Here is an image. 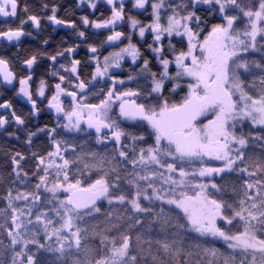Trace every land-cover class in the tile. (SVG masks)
I'll list each match as a JSON object with an SVG mask.
<instances>
[{
    "label": "snow or ice",
    "instance_id": "snow-or-ice-1",
    "mask_svg": "<svg viewBox=\"0 0 264 264\" xmlns=\"http://www.w3.org/2000/svg\"><path fill=\"white\" fill-rule=\"evenodd\" d=\"M74 7L0 0V264H264V0Z\"/></svg>",
    "mask_w": 264,
    "mask_h": 264
},
{
    "label": "flooded vegetation",
    "instance_id": "flooded-vegetation-1",
    "mask_svg": "<svg viewBox=\"0 0 264 264\" xmlns=\"http://www.w3.org/2000/svg\"><path fill=\"white\" fill-rule=\"evenodd\" d=\"M67 2V4H64V1L59 0V2L69 8H71L74 12H75V16L72 18H77L82 14H87L85 11H82L81 9H77L74 7L76 0H65ZM30 3L34 4L37 8L39 7L40 4V0H29ZM126 10L130 11V13L132 15H137V13L134 10H131L130 8V4L126 5ZM99 12H104L105 15H108L109 13L107 12L106 8H100ZM99 12H97L96 16L99 17ZM61 15H63V12L61 13ZM139 19H141L142 21L147 22V18L146 16H138ZM43 38H50L53 46L54 45H59L61 43L62 40H67L69 44H72L73 42L76 41V37L67 29H59L57 28V30L55 32L52 31L51 28H48L46 30V32L44 34H42L41 39ZM100 40L103 39V36L99 37ZM134 42H136L137 37L134 36ZM38 42L36 44H33L32 46L35 47L37 46ZM109 51H111V49H108ZM106 54V53H105ZM81 55H83V52L81 53ZM126 70L128 68V65L125 66ZM5 95V94H4ZM11 95V94H10ZM9 95V96H10ZM7 96V95H5ZM21 107H24V110L26 111L27 108L26 106L23 104V102H21ZM51 117L48 116L47 114H45V116L42 118L41 122H51ZM247 130V129H246Z\"/></svg>",
    "mask_w": 264,
    "mask_h": 264
},
{
    "label": "trees",
    "instance_id": "trees-1",
    "mask_svg": "<svg viewBox=\"0 0 264 264\" xmlns=\"http://www.w3.org/2000/svg\"><path fill=\"white\" fill-rule=\"evenodd\" d=\"M62 1H64V4H67V2L65 0H62ZM54 46H56V45H54ZM2 91L3 90L0 89V92H2ZM4 94L7 96L10 95V93H4ZM48 123H50V122H48ZM81 142H83V141H81ZM0 143L7 144L9 149L20 147V145H17L13 142H9L8 140H6L5 136L2 133H0ZM43 146H45V142L39 141L36 143V146H35V148H33V150L39 151ZM0 159H2V157H0ZM0 174L7 176V172L3 168H0ZM105 211H107V206H105ZM216 246L219 247L221 251H225V247L222 244H217Z\"/></svg>",
    "mask_w": 264,
    "mask_h": 264
}]
</instances>
